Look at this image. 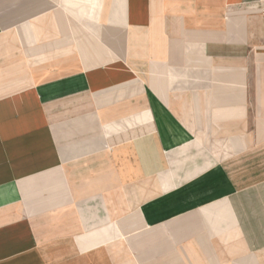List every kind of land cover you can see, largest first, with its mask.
I'll use <instances>...</instances> for the list:
<instances>
[{
  "label": "crops",
  "instance_id": "crops-1",
  "mask_svg": "<svg viewBox=\"0 0 264 264\" xmlns=\"http://www.w3.org/2000/svg\"><path fill=\"white\" fill-rule=\"evenodd\" d=\"M0 264H264V0H0Z\"/></svg>",
  "mask_w": 264,
  "mask_h": 264
}]
</instances>
